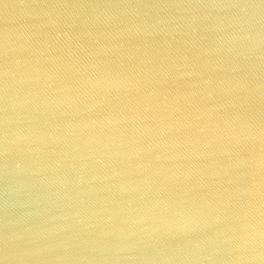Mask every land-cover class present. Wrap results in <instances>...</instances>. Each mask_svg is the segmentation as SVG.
<instances>
[{"label": "water", "instance_id": "1", "mask_svg": "<svg viewBox=\"0 0 264 264\" xmlns=\"http://www.w3.org/2000/svg\"><path fill=\"white\" fill-rule=\"evenodd\" d=\"M0 264H264V0H0Z\"/></svg>", "mask_w": 264, "mask_h": 264}]
</instances>
